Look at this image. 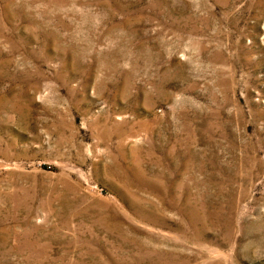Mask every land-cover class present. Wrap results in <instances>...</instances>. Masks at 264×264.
<instances>
[{
    "label": "rangeland",
    "instance_id": "rangeland-1",
    "mask_svg": "<svg viewBox=\"0 0 264 264\" xmlns=\"http://www.w3.org/2000/svg\"><path fill=\"white\" fill-rule=\"evenodd\" d=\"M0 264H264V0H0Z\"/></svg>",
    "mask_w": 264,
    "mask_h": 264
}]
</instances>
